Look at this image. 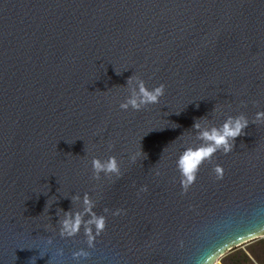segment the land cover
I'll return each mask as SVG.
<instances>
[{
  "label": "water",
  "instance_id": "water-1",
  "mask_svg": "<svg viewBox=\"0 0 264 264\" xmlns=\"http://www.w3.org/2000/svg\"><path fill=\"white\" fill-rule=\"evenodd\" d=\"M131 77L163 84L159 103L121 110ZM258 112L264 0H0V264H193L263 239ZM240 115L232 152L182 195L175 159L199 143L193 125ZM109 156L121 176L94 180L91 160ZM86 193L105 216L91 249L83 224L59 234Z\"/></svg>",
  "mask_w": 264,
  "mask_h": 264
},
{
  "label": "clouds",
  "instance_id": "clouds-1",
  "mask_svg": "<svg viewBox=\"0 0 264 264\" xmlns=\"http://www.w3.org/2000/svg\"><path fill=\"white\" fill-rule=\"evenodd\" d=\"M131 94L128 96L123 103L119 105L121 110L127 111L131 108L133 111H139L148 105H155L159 103L160 98L164 94V85L160 84L154 88H147L143 80L139 77H131L128 80ZM134 85V87H133ZM255 122L264 123V113H257ZM248 120L243 116L232 117L229 116L223 124L217 127L201 128L200 123H195L193 127L197 130L199 135L197 140L199 141L196 145H189L179 153L175 159V167L179 173V183L181 187V194L187 193L192 187L196 180V174L199 170L200 165L204 161L211 162L212 157L217 152L228 154L232 152L233 142L235 138L242 135L243 130L248 126ZM111 147V146H109ZM136 156L139 152H136ZM135 159V157H133ZM92 178L99 180L101 173L105 177L119 178L121 176V168L114 156H109L107 160H100L93 158L91 160ZM213 172L215 173L216 180L223 178L222 168L219 165L214 166ZM159 175V172L156 173ZM140 192H146L147 188L142 187ZM73 199H78L74 197ZM84 212L80 213H68L65 212L64 218L60 221V236L62 238H72L79 234L80 226H84V235L86 237L85 243L89 249L94 248L96 238H98L101 232L105 228V216H96L90 212V209L94 207V202L89 198L87 193L83 197ZM108 210L105 209V212ZM89 214L91 218L84 222L82 220L83 214ZM113 215L122 214L121 210H117L112 213ZM94 229V232H93ZM255 234V233H253ZM183 242H181V247ZM209 250L200 251L193 264H218L215 257L211 254H207ZM88 253L84 250H80L73 253V258L79 260L80 258H87Z\"/></svg>",
  "mask_w": 264,
  "mask_h": 264
},
{
  "label": "rangeland",
  "instance_id": "rangeland-1",
  "mask_svg": "<svg viewBox=\"0 0 264 264\" xmlns=\"http://www.w3.org/2000/svg\"><path fill=\"white\" fill-rule=\"evenodd\" d=\"M259 240H264V238L263 239H258V240H256V241H253V242H250V243H248V244H246V245H244V246H241V247H238V248H233L231 251H228V252H226L225 253V255L224 256H222L220 259H218L217 261H218V264H230L231 262H234V261H236L238 258L237 257H231L233 254H235V253H238L239 251H242V252H244L247 256H248V258L250 259L249 261H250V263L249 264H260L254 257H253V255L250 253V251H249V248L252 246V245H254L255 243H257ZM256 253H261V250H260V248H258V249H256Z\"/></svg>",
  "mask_w": 264,
  "mask_h": 264
},
{
  "label": "trees",
  "instance_id": "trees-1",
  "mask_svg": "<svg viewBox=\"0 0 264 264\" xmlns=\"http://www.w3.org/2000/svg\"><path fill=\"white\" fill-rule=\"evenodd\" d=\"M260 248L261 253H256V249ZM250 253L253 255V257L260 263V264H264V240H259L257 243H255L254 245H252L249 248ZM232 258L237 257L238 259L234 262H231L230 264H249L250 263V259L248 258V256L242 252L239 251L238 253H235L231 256Z\"/></svg>",
  "mask_w": 264,
  "mask_h": 264
}]
</instances>
